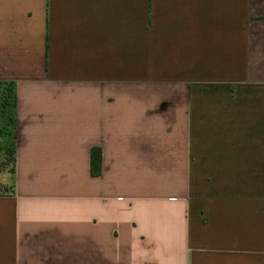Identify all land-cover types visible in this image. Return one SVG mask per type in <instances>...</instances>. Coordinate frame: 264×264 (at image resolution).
<instances>
[{"label": "crops", "instance_id": "crops-1", "mask_svg": "<svg viewBox=\"0 0 264 264\" xmlns=\"http://www.w3.org/2000/svg\"><path fill=\"white\" fill-rule=\"evenodd\" d=\"M0 83V264H264V0H0Z\"/></svg>", "mask_w": 264, "mask_h": 264}, {"label": "rangeland", "instance_id": "rangeland-1", "mask_svg": "<svg viewBox=\"0 0 264 264\" xmlns=\"http://www.w3.org/2000/svg\"><path fill=\"white\" fill-rule=\"evenodd\" d=\"M9 96V98H8ZM6 103L7 108H1V104ZM13 101L6 91V86L0 89V168L7 167L9 171L13 169L12 149L14 145V122H13ZM5 187L0 185V194L8 193L9 190H3ZM10 189L11 187H7ZM11 191V190H10Z\"/></svg>", "mask_w": 264, "mask_h": 264}, {"label": "trees", "instance_id": "trees-1", "mask_svg": "<svg viewBox=\"0 0 264 264\" xmlns=\"http://www.w3.org/2000/svg\"><path fill=\"white\" fill-rule=\"evenodd\" d=\"M6 86V91L9 93L12 101H13V122H14V130H15V108H16V95H15V84L14 83H0V89ZM9 98V96H8ZM2 109L7 108L6 103L1 104ZM12 153V163H13V169L12 173L15 172V165H16V147L15 143L13 145V149L11 151ZM101 165H102V153L100 148H93L91 150L90 154V172L93 177H99L101 175Z\"/></svg>", "mask_w": 264, "mask_h": 264}]
</instances>
